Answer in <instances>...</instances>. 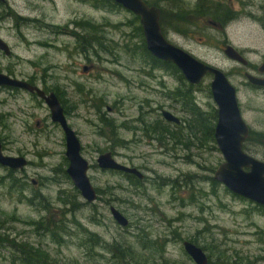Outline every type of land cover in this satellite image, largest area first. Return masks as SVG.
Returning <instances> with one entry per match:
<instances>
[{"label":"rangeland","instance_id":"374dc122","mask_svg":"<svg viewBox=\"0 0 264 264\" xmlns=\"http://www.w3.org/2000/svg\"><path fill=\"white\" fill-rule=\"evenodd\" d=\"M95 1L8 0L9 6L0 5V36L13 51L11 56L0 51V69L13 70L19 78L58 92L98 191L97 200L88 203L65 174L69 165L65 134L52 121L46 103L27 91L0 87V138L5 153L27 157L29 164L17 175L29 183L28 198L40 193L28 203L2 186L0 216L44 219L46 226L67 229L57 242L43 236L42 230V235L37 234L34 226L15 222L12 237L20 232L21 237L41 242L60 264H116L112 249H107L114 243L134 245L141 258H159L162 249L177 264H196L185 251V240H197L212 264H264V207L214 179L224 161L214 147L217 143L204 140L202 144L203 139L186 128L181 129L187 145L173 135L161 142L155 133L144 130L141 120L163 119V109L183 119L178 103L169 96L181 82L146 60L140 36L133 30L134 13L123 7H97ZM158 1L170 14L169 2ZM185 1H178L177 7H184ZM232 2L231 8L239 9L247 1ZM245 16L230 30H163L171 42L226 72L237 88L244 119L257 132L247 143V152L264 160V88L248 83L245 76V72L260 76L264 30ZM91 23L103 27L91 28ZM66 27L72 33L62 30ZM96 36L104 45L99 53L89 40ZM227 44L250 64L228 58ZM86 66L90 68L84 71ZM212 79L206 76L194 90L205 111L217 110L210 91ZM108 151L119 162L140 169L145 174L141 183L120 171L100 168L97 158ZM6 174L0 166V175ZM111 206L130 220L127 227L115 221ZM91 232L102 245L91 248L84 243ZM140 237L156 241L158 248L144 249ZM8 253L4 250L0 257Z\"/></svg>","mask_w":264,"mask_h":264},{"label":"water","instance_id":"95a60500","mask_svg":"<svg viewBox=\"0 0 264 264\" xmlns=\"http://www.w3.org/2000/svg\"><path fill=\"white\" fill-rule=\"evenodd\" d=\"M4 1V0H0ZM125 9L140 18L148 51L156 58L175 64L185 79L191 84H200L207 74H212L211 91L218 109V120L215 126V139L224 161L215 170L214 179L223 184L232 193L264 206V160L248 153L244 144L250 134V127L243 117L238 100L237 88L230 82L222 69L197 58L189 51L171 42L161 25V8L149 5L145 0H115ZM0 49L10 53L9 44L0 36ZM228 58L244 65L248 60L233 45L225 49ZM87 66L85 67V70ZM264 74V62L258 67ZM247 81L264 88V76L245 73ZM0 86L19 88L43 99L50 109L53 122L60 124L65 134L66 157L69 160L67 174L72 179L82 197L88 203H94L98 192L89 177L90 163L82 154V143L77 132L70 126L61 100L54 91L47 93L39 85L29 81L13 78L0 73ZM168 121L181 123V119L169 110L163 111ZM100 168L122 171L144 179L145 174L134 166L119 162L111 151L104 152L97 158ZM29 164L24 155L5 153L0 138V165L13 170L22 171ZM115 221L122 227H127L130 220L115 206H111ZM185 251L196 264H209L207 252L198 244L185 240Z\"/></svg>","mask_w":264,"mask_h":264},{"label":"trees","instance_id":"16d2710c","mask_svg":"<svg viewBox=\"0 0 264 264\" xmlns=\"http://www.w3.org/2000/svg\"><path fill=\"white\" fill-rule=\"evenodd\" d=\"M154 2H158L157 4L162 8L161 25L163 26V28H168L167 9L161 5L162 1L160 2L158 0H155ZM95 4L97 7L100 6L122 7L114 0H96ZM134 18H135V22L133 26L138 27V30H136V34L138 37L140 36L142 52L146 60L149 61L150 63H153L155 66L166 69L173 76H175L176 79H178L181 82L179 87L174 89L171 92V94H169V96H171L174 99V101L178 103L184 115L182 122L180 124H175L173 126V128L175 127V129H172L171 125H169L166 121L160 118L156 119L155 122L152 121L147 122L144 119H142L141 123L145 126L144 130H146L147 132L155 133L154 138L160 140L161 142L162 141L166 142V140H168L167 137L173 135L174 138L179 143L187 145L185 141L186 137L184 134V129H181V128H186L191 131V134L194 135V137H200V139H203L202 144L204 143V140L206 142L213 141L216 143L214 131L218 120L217 110L215 109H214L215 111L203 110V108L197 102L196 97L194 95V90L198 86L189 84L186 81L180 69L175 64L168 61L160 60L155 56H153L148 51L146 47V40L140 23V18L135 14H134ZM86 25L88 26V23H86ZM99 26L103 27L101 25L96 26L95 24L91 23V28H97ZM163 31L164 33H166V30ZM176 31L179 32L182 30H176ZM93 38L94 39H92L91 37V43H93L95 48L98 49L96 50V53H99V49L104 48L103 42L99 40L97 36ZM81 50L83 52L84 48L81 47ZM210 91H211V86H210ZM56 94L60 98L58 92H56ZM102 122L105 127L110 126L107 120H102ZM112 124L114 123L112 122ZM185 124L187 125L185 126ZM253 135L257 136V132L254 133V131L251 129L250 134L244 144V148L246 151H248L247 143L251 142L252 138H255L253 137ZM1 140L4 144L2 138ZM189 140L190 139H188V141ZM214 147L218 149L217 146ZM3 168L6 169L7 174L0 175V188L2 186H6L9 190V193L15 191L20 196V199L26 200L28 203H31L35 197L40 195L39 193L36 194L33 198H28V196H26V190L29 187V183L17 175L19 171L7 167H3ZM110 171H116V170H110ZM65 174H67L66 171ZM125 174L129 178L135 180L138 183H141V180H143L137 178L135 175H131L128 173ZM68 178L70 177L68 176ZM213 181L215 184H217L215 180ZM257 205L260 207H264L263 205H259V204ZM15 222H23L27 225L34 226L35 230L37 231V234L40 235L43 234V236L50 235L57 242L62 241L63 239L62 233L66 234L65 232L67 230L66 228H64L65 226L62 225H56L55 227L46 226L44 219L35 222L34 220H22L16 214H13L10 218H6V219L0 216V254L3 253L4 250H7L9 252L8 255H4L3 257L2 256L0 257L1 258L0 260H3L0 261V264H60V262L54 256H52L51 252L48 251L41 242H33L32 240L26 237H21L22 234L20 232H17L14 235V237H12L13 233L10 231L13 229L12 223ZM39 230L43 231L41 232L42 234L39 232ZM139 242L140 245L144 247V249L158 248L156 241H151L147 237H140ZM192 242L198 244L197 240H192ZM84 243L88 245L91 244V248H92L93 245H102V240L97 234L91 232V234L90 233L86 234V239ZM202 248L205 250L203 246ZM107 249L108 250L112 249V253H114L113 257L116 260V264H177V261H172L167 257H165L166 254L162 249H160L159 252L160 257L152 258V259L151 258L148 259V256L146 255H143V258L140 257V254L137 255L136 253L137 251L135 250L134 245H128L127 247H125V244L123 245V244L114 243ZM117 250L119 251V253H117ZM209 264H212L210 257H209ZM219 264H222V262H220Z\"/></svg>","mask_w":264,"mask_h":264},{"label":"flooded vegetation","instance_id":"af4514ba","mask_svg":"<svg viewBox=\"0 0 264 264\" xmlns=\"http://www.w3.org/2000/svg\"><path fill=\"white\" fill-rule=\"evenodd\" d=\"M167 1L169 2L170 6H171V10H170V14H168V28H165L166 30H206V28H208L209 30H230V29H232V26L236 23V21L237 20L240 21V19L245 15H246L245 17H247L248 19H250L254 23L260 25V30H264V0H261L259 3H257L254 0H246L247 1L246 3H244V2L242 3V5L244 7L242 6L239 9L231 8L230 5H231V2L233 0H187V1H185V0H167ZM178 1H180V2L185 1L186 5L184 7H177L176 4ZM145 2L148 3L149 5H155V6H158L159 8H161L157 4L158 2H154V0H145ZM0 5L9 6L8 0L0 1ZM244 8L246 10H244ZM257 10L259 11V13L256 12ZM17 15L20 16L19 13H17ZM161 16H162V8H161ZM20 17L22 19H27L24 16H20ZM201 24H204V26H201ZM62 30H65L66 33H69V32L72 33L70 30H73V29L72 28L70 29V27H66V28H63ZM86 30H91V29L89 28ZM133 30H138V27L137 26L133 27ZM142 30H143V27H142ZM162 30H163V26H162ZM181 32L179 31V33H181ZM143 33H144V31H143ZM89 40L91 41V38H89ZM227 46H228V44L226 45V47ZM10 49H11V46H10ZM0 51L3 52L6 56H11L13 53L12 49H11L10 53H6L5 51H3L1 49H0ZM249 64L250 63L248 61V64H246V65L243 64V65L247 66ZM150 65L153 68L158 67V66H155L153 63H150ZM89 68H90V66H87L86 70H88ZM86 70L84 67V71H86ZM0 73L7 74L13 78L29 81L32 84L36 83L30 79L19 78L16 75V73L10 69H7L5 71L0 69ZM206 76H212V78H213L212 74H207ZM257 76H259V75H257ZM260 76H264V74L260 73ZM204 78H203V80H204ZM202 81H201V83H202ZM188 83L191 84L190 82H188ZM200 84H192V85L198 86ZM0 87L19 90V88L8 87V86H0ZM20 90H22V89H20ZM46 92L48 93L50 91H46ZM30 94H32V93H30ZM32 95L37 96L36 94H32ZM164 110H166V109H163L161 112V114L163 116V120L166 121L171 126L172 125L174 126L175 124H177L176 122L168 121L164 117V115H163ZM217 112H218V109H217ZM56 124H58V123H56ZM37 125H39V122H37ZM250 130H251V128H250ZM214 133H215V131H214ZM82 148H83V146H82Z\"/></svg>","mask_w":264,"mask_h":264},{"label":"bare ground","instance_id":"6f19581e","mask_svg":"<svg viewBox=\"0 0 264 264\" xmlns=\"http://www.w3.org/2000/svg\"><path fill=\"white\" fill-rule=\"evenodd\" d=\"M161 21V20H160ZM51 92V91H50ZM55 92V91H54ZM49 93V92H48ZM56 93V92H55ZM36 94V93H35ZM37 95V94H36ZM58 96V95H57ZM36 97H38V96H36ZM39 98V97H38ZM41 99V98H40ZM41 100H43V99H41ZM44 101V100H43ZM45 102V101H44ZM181 122H182V120H181Z\"/></svg>","mask_w":264,"mask_h":264}]
</instances>
